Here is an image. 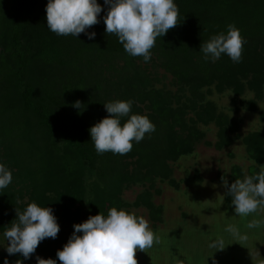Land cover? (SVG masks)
Listing matches in <instances>:
<instances>
[{"label": "trees", "instance_id": "1", "mask_svg": "<svg viewBox=\"0 0 264 264\" xmlns=\"http://www.w3.org/2000/svg\"><path fill=\"white\" fill-rule=\"evenodd\" d=\"M97 2L103 11L99 23L86 30L96 33L90 40L85 33L77 38L50 31L48 0H0V157L11 160L17 168L14 180L20 178L25 185L15 191L9 186L0 189V224L12 223L17 219L16 209L23 211L36 202L51 208L60 226L57 237L41 241L30 259L19 253H0V264L5 259L9 264L17 260L37 264L34 256L51 252V259L61 264L57 252L74 233V225L85 222L86 215L102 213L107 205H121L119 192L125 183L162 177L177 186L169 161L195 150L204 135L198 122L215 121L220 127L216 146L229 145L237 121L216 111L206 99L205 87L208 92L212 85L220 92L232 89L237 95L249 88L264 98V0H174L179 24L157 37L150 51L178 77L185 103L174 106L167 98L172 94L146 90L148 76L135 71L126 80L131 92L127 100L134 101L129 116H147L155 131L139 143L133 141L126 155L97 154L89 130L109 114L106 100L93 91L91 82L104 76V69L110 70L116 57L127 54L118 37L106 33L103 18L109 6L105 0ZM232 23L247 41L242 62L233 63L226 54L215 63L206 62L201 44L226 32ZM76 101L81 102L80 109L74 107ZM255 104L249 101L250 108ZM185 107H192L196 118L188 122ZM128 118H121V126ZM245 143L258 162L249 167V175H256L264 165V132L247 135ZM233 173L240 177L238 171ZM25 193L30 201L19 202ZM71 212L76 213L74 218Z\"/></svg>", "mask_w": 264, "mask_h": 264}, {"label": "rangeland", "instance_id": "2", "mask_svg": "<svg viewBox=\"0 0 264 264\" xmlns=\"http://www.w3.org/2000/svg\"><path fill=\"white\" fill-rule=\"evenodd\" d=\"M113 63L110 70L104 69L101 80L96 78L95 82H91L95 86L93 91L106 102L127 100L131 92L127 91L126 80L138 71L142 72L141 76H148L150 84L146 86V90L158 89L165 95L172 94L167 97L171 105L185 103L178 77L166 70L155 52H151L149 62H144L143 57L124 54L116 57ZM208 90L205 87L203 92L207 101L214 104L216 111L237 121L236 130L230 132L231 143L218 148L216 142L220 140L219 125L215 121L207 124L198 122L204 135L196 143L195 150L177 160L169 161L177 186L162 177H156L153 182L131 181L125 183L119 192L121 205H107L102 210L105 216L112 207L134 212L138 217L143 216L154 234L160 237V243H154L146 252L137 251L138 264H254L251 253L256 258V264L264 261V226L254 229L246 227L253 219H264V211L243 218L237 216L232 197L227 195L223 183L227 180L230 187L236 179L249 175V167L258 163L248 152L245 137L254 132H264V98H258L249 88L241 95H237L232 89L220 92L214 85L210 86V92ZM186 94L191 96L189 90ZM250 100L256 102L255 108L249 107ZM185 110L184 117L188 122L189 118H196L192 107H185ZM1 149L2 152L5 151ZM6 158V155L0 157V163L12 172L13 179L9 187L14 191L21 190L24 184L19 182L20 178L14 180L17 168ZM234 171H238L240 177L235 176ZM140 197L142 203L136 204ZM30 198L29 193H25L18 200L21 203L29 202ZM149 204L155 208L151 209ZM74 208L72 207V211ZM72 215L74 218L76 213L71 212L70 217ZM89 217L90 215H86V221ZM10 224H0V253H8V241L4 232ZM228 224L237 225L241 235H247L248 240H237L226 232L224 229ZM66 233L67 230L63 235L65 239ZM218 237L223 238V250L209 247ZM56 246L53 245V248ZM51 255L52 252L50 255L43 253L41 257L49 259L52 258ZM36 257L32 261L37 263Z\"/></svg>", "mask_w": 264, "mask_h": 264}, {"label": "clouds", "instance_id": "3", "mask_svg": "<svg viewBox=\"0 0 264 264\" xmlns=\"http://www.w3.org/2000/svg\"><path fill=\"white\" fill-rule=\"evenodd\" d=\"M109 6L104 16L106 33L115 34L130 56H142L144 62L151 59V49L157 37H162L176 27L179 8L174 0H105ZM103 11L97 0H48L46 6L47 28L58 36L79 37L85 33L88 39L95 38V32L86 30L99 23L98 16ZM247 41L234 23L227 25L226 32L212 35L203 41L200 51L207 62L215 63L222 54H226L233 63L243 59V49ZM134 101L115 100L104 104L107 117L90 128L91 141L97 154L112 152L126 155L133 148V141L141 142L145 135L155 131V125L145 115L130 114ZM81 102L74 107L80 109ZM129 117L121 126V118ZM12 172L0 163V189L12 182ZM227 195L232 197L235 213L247 217L252 213L264 211V165L256 175H245L236 179L229 187L224 180ZM17 219L12 221L4 232L9 255L22 254L30 259L38 245L45 238L55 239L60 231L57 218L49 207H41L36 202L26 209H16ZM264 226V219H253L246 224L248 229ZM74 233L58 250L57 257L61 264H138L137 251H144L160 243L148 220L134 212L112 207L107 216L100 213L90 216L87 221L75 224ZM235 239L247 241V235H241L235 224H228L224 229ZM83 233V235H79ZM209 247L223 250L222 237L216 238ZM254 264L256 258L251 253ZM37 264H57L54 259L36 257ZM4 264H9L5 259ZM15 264H23L17 260ZM264 264V261H261Z\"/></svg>", "mask_w": 264, "mask_h": 264}]
</instances>
